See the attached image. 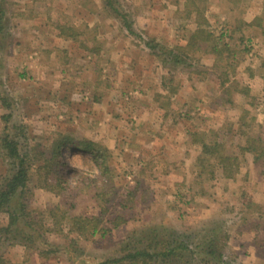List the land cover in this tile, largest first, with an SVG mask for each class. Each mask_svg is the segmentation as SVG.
<instances>
[{
    "label": "rangeland",
    "instance_id": "rangeland-1",
    "mask_svg": "<svg viewBox=\"0 0 264 264\" xmlns=\"http://www.w3.org/2000/svg\"><path fill=\"white\" fill-rule=\"evenodd\" d=\"M185 2L119 0L120 11L133 23L131 35L117 14L105 10L102 0H4L8 30L0 51V91L8 97L10 107L0 104V135L3 129L12 131L22 149L38 159L49 156L54 138L69 135L72 148L64 152L68 164L91 177L98 174L94 157L78 151L86 142L100 144L111 153L116 189H122L123 194L132 192L141 181L144 189L152 191L124 212L129 221L111 230L105 239L82 241L73 247L69 239L45 229L52 228L48 216L37 214L62 206L66 200L62 202L43 190L34 177L25 201L33 211L31 218L44 226L43 235L49 242L69 249L67 255L62 251L43 264H78L83 259L103 263L121 249L127 237L147 232L166 218L170 219L169 228L193 235L205 226L227 222L232 232L228 260L234 264H264V248L254 244L263 240L264 234L258 236L250 226L237 232L230 225L240 218L241 202L255 204L264 215L262 166L255 165L249 156L236 181H223L218 175L201 186L195 164L200 149L191 145L192 133L209 131L219 132V139L229 146L245 144L246 138L229 127L238 122L244 109L251 111L248 120L256 117L253 132L264 139L262 83L248 78L251 71L260 75L264 38L255 40L251 55L246 56L236 76L244 85H251L259 98L252 93L244 100L237 96L234 109L215 103L221 91L213 75H198L191 80L188 68L173 63L165 66L153 55L161 48L184 44L183 38L190 34L186 32L195 29L192 20L177 13V9L183 13ZM263 2L245 1L243 6L248 8L246 15H241L239 10L231 11L227 0H210L206 18L215 32L227 23L236 27L239 19L251 23L262 14ZM64 21L75 29L60 32L56 25ZM244 30L249 37L255 34L253 28ZM61 33L65 36L58 35ZM234 37L238 39L239 35ZM147 44L160 47L151 51ZM203 63L211 65L207 59ZM207 69L197 71L204 74ZM172 74L173 87L178 86L173 97L163 91V83H168ZM5 115H11L7 122ZM3 169L0 157V173ZM245 172H249L246 177ZM72 201L76 204L72 212L78 215L102 214L93 198L81 195ZM3 241L0 255L13 264L36 260L32 252L30 256L23 247H11Z\"/></svg>",
    "mask_w": 264,
    "mask_h": 264
},
{
    "label": "trees",
    "instance_id": "trees-1",
    "mask_svg": "<svg viewBox=\"0 0 264 264\" xmlns=\"http://www.w3.org/2000/svg\"><path fill=\"white\" fill-rule=\"evenodd\" d=\"M227 1L232 6L231 11L239 10L241 15H246L248 6H243V3L247 0ZM102 3L105 10L114 12L119 16L118 18H121L124 29L133 35V23L128 21L125 12L123 14L120 11L119 0H102ZM209 3L210 0H186L183 13L178 9L177 13L180 18L185 16V19L192 20L195 29L186 32L190 34L183 38L184 44L171 49L161 48L159 53H153V55L161 59L165 66L168 63H173L175 66L188 68L191 80L198 75L206 77L213 75L221 91L218 98L215 99V103L222 102L229 109H234L237 96L242 97L243 100L250 98L251 93L256 96L251 85H244L236 76L237 70L243 65L246 56L251 55L255 40L264 38V2L261 7L262 14L257 15L251 23L239 19L236 22V27L227 23L218 32L210 28L206 18ZM175 5L177 6L176 3ZM7 15L4 0H0V51L8 30ZM64 22H58L56 25L60 32L75 29L68 21ZM245 27L255 29V34L253 32L251 37L247 36ZM62 33L58 35L65 36ZM237 35L239 37L235 39L234 36ZM151 44H147L151 51L160 47ZM205 59L211 61L210 66L203 63ZM196 68H208L207 70L211 73L208 75V71H206L202 74ZM260 71L259 76L256 72L251 71L248 78L253 82L260 80L258 82L262 83L261 92L264 95V60ZM172 77L173 74L168 83H163V91L169 95L172 93L173 97V94L177 93L178 86L173 87L175 79ZM256 97L259 98L258 95ZM8 101V97L0 91V104L9 108ZM256 108L257 106L253 105V109ZM251 115V111L244 109L238 122L229 126L232 131L239 133L238 135L242 138H246L245 144L242 145L229 146L219 139V132L215 131L192 133L193 142L191 145L200 149V155L195 164L199 169L198 178L202 179L201 186L205 182L214 181L218 175L223 178V181H236V178L243 174V165L247 163L249 156L253 158L255 165L262 166L263 171L260 173L264 176V139L261 135L253 132L256 126V117L252 116L253 118L248 120ZM10 118L11 115L3 116L6 122ZM257 127L262 128L261 125ZM3 133L2 136L0 135V157L4 161V169L0 173V242L4 240L3 242L11 244V247H23L28 255L32 252L36 256V260L29 258L20 264H40L39 262L43 264V261H51L52 256H56L62 251L66 255L69 253L68 248L60 249L57 244L49 242V238L47 239L43 235L44 226L35 223L33 221L35 218H31L33 211L28 209L25 201L29 184L34 177L37 178V182L43 190L60 197L62 202L66 200L62 206L57 205L49 209L47 213L37 211V214L41 217L48 216L51 219L52 228L45 227V229L59 238L69 239L73 247L79 246L82 241H95L96 238L105 239L111 230L117 229L129 221L124 212L131 210L138 203V199L144 200L146 195L152 192L147 187L144 189L141 181L132 192L128 191L123 194L121 193L122 189H116V174L110 166L111 153L109 149L100 144L86 142L85 147L78 151L90 153L94 157V166L97 168L98 174L91 177L81 173L78 168L70 166L67 157L64 156L65 150L72 148L73 138L71 136L59 135L54 138L49 146V156L38 159L31 157L22 149L20 143L15 140L12 131L8 132L7 129H3ZM245 173L246 177L249 172ZM72 181H74V185ZM81 195L93 198L99 205L102 214L87 216L72 212L76 207L72 200ZM243 197L246 198L245 193ZM240 205V218L237 223L230 225L237 232H243V228L250 226L251 232L252 230L256 231L258 236H262L264 234V215L260 213L258 206L245 202H241ZM247 210L252 211L246 213ZM169 223L170 219L166 218L161 221V224L150 227L147 232L142 234L135 232L121 243V249L118 252L116 250L112 254L113 256L108 257L100 264H234L228 260L226 255L232 236L227 222L212 228H209V225L205 226L201 232L195 235L187 233V231L181 232L175 228H169ZM254 244L263 249L264 239H258V242ZM76 249L74 251L77 253ZM0 264L13 263L5 255H0ZM78 264L94 263L91 260L83 259Z\"/></svg>",
    "mask_w": 264,
    "mask_h": 264
},
{
    "label": "bare ground",
    "instance_id": "bare-ground-1",
    "mask_svg": "<svg viewBox=\"0 0 264 264\" xmlns=\"http://www.w3.org/2000/svg\"><path fill=\"white\" fill-rule=\"evenodd\" d=\"M75 153V152H74ZM79 153H82V152H79ZM79 156V155H78ZM81 156V155H80Z\"/></svg>",
    "mask_w": 264,
    "mask_h": 264
}]
</instances>
